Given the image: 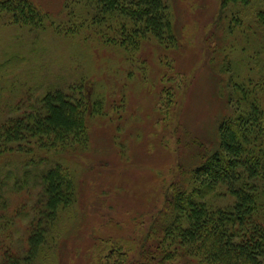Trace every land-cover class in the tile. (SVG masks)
<instances>
[{"label": "rangeland", "instance_id": "obj_1", "mask_svg": "<svg viewBox=\"0 0 264 264\" xmlns=\"http://www.w3.org/2000/svg\"><path fill=\"white\" fill-rule=\"evenodd\" d=\"M29 1L44 16L39 29L0 15V128L26 119L47 91L61 90L72 101L84 97L87 137L71 149L44 150L47 162L11 153L2 165L20 179L29 173L13 190L16 177L8 176L1 193L0 264L22 261L41 231L45 242L32 264H136L150 244L160 259L164 251L168 263L186 264L191 258L180 256L176 237L151 227L172 183L199 162L203 147L214 149L220 120L241 111L227 103L230 85L249 81V95L264 108V26L256 25L264 0L225 8L221 0H164L174 42L148 38L136 49L102 41L105 26L92 24L83 0ZM223 80L229 86L221 89ZM56 162L73 178L74 202L49 228L39 177ZM204 201L224 210L234 203L224 187Z\"/></svg>", "mask_w": 264, "mask_h": 264}, {"label": "trees", "instance_id": "obj_2", "mask_svg": "<svg viewBox=\"0 0 264 264\" xmlns=\"http://www.w3.org/2000/svg\"><path fill=\"white\" fill-rule=\"evenodd\" d=\"M83 1L92 10V24L105 26L101 35L105 43L112 38L113 44L136 49L148 38L161 46L174 42L171 16L164 0ZM228 4L246 5L248 0H221L222 8ZM0 15L9 16L20 27L35 30L44 25V16L29 0H0ZM256 25L264 26V14L258 16ZM76 29L66 32L74 34ZM120 37L126 42L119 41ZM232 85L231 92L226 94L227 103H234L241 111L220 120L214 149L208 152L203 147L199 162L184 172L185 177L172 183L173 194L151 227L154 235L159 229L162 235L176 237L183 250L180 256L191 258L186 264H264V108L258 105L256 95H249V81ZM228 86L223 80L220 88ZM82 99L72 101L61 90H49L26 119H8L0 128L1 169L11 153L30 154V163L47 162L44 150L63 151L80 145L87 137L85 116L89 108ZM101 104L99 99L93 103V113H100ZM6 171L0 174V198L8 176L14 175ZM28 173L24 179L14 175L11 189L23 186ZM40 173V213L51 228L60 208L74 202V181L69 170L58 162L49 163ZM217 187H224L233 197L231 208H212L204 201ZM4 206L5 203L1 204L0 209ZM42 233L30 238L28 253L22 261L11 259L6 264H32L45 242ZM153 246L141 249L136 264H171L164 251L160 253L161 259L153 253ZM193 257L199 261L195 262Z\"/></svg>", "mask_w": 264, "mask_h": 264}]
</instances>
